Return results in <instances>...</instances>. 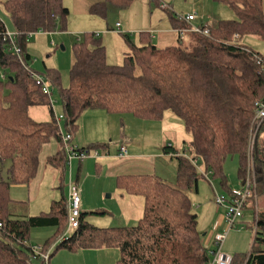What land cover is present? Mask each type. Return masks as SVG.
Segmentation results:
<instances>
[{"label": "trees", "instance_id": "16d2710c", "mask_svg": "<svg viewBox=\"0 0 264 264\" xmlns=\"http://www.w3.org/2000/svg\"><path fill=\"white\" fill-rule=\"evenodd\" d=\"M134 1L105 0L91 13L106 17L108 6L128 9ZM212 1L230 7L237 19L215 24L208 37L187 34L176 44L159 48L150 34H143L140 46L124 35L130 52L123 65L115 66L108 64L102 41L88 34L74 45L68 89H62L59 72L51 69L46 75L60 88L63 122L73 136L88 111L129 114L147 121H160L171 111L192 135L188 148L192 159L201 160L230 195L225 163L229 157L239 158L238 179L243 184L252 148L250 171L258 197L264 198V122L254 121V104L264 99V77L255 62L260 55L239 43L249 36L264 41L263 0ZM4 7L17 37L14 43L5 41L8 31L0 22V163L9 164L8 180L0 178V264H34L31 231L42 228L57 230L43 246L47 250L56 243L51 257L58 251L116 249L121 256L117 264H207L206 234L198 230V215L187 195L192 190L198 193L201 175L188 157L171 146L163 153L178 161L176 185L151 174L117 179L119 189L144 197V216L133 227L97 228L86 220L88 213H82L77 230L57 242L68 222L66 195L53 201L48 213L36 217L27 215V203L11 198L13 185L29 186L37 178L40 155L52 139L60 150L48 157L47 165L60 173L59 191L64 190L68 160L49 98L33 79L36 72L28 42L37 33L65 30L70 12L63 0H4ZM169 18L174 30L188 27L172 13ZM35 106L49 107V122L31 118L29 110ZM250 202L246 212L255 220ZM259 209L251 252L233 257L232 264H264V207Z\"/></svg>", "mask_w": 264, "mask_h": 264}, {"label": "rangeland", "instance_id": "374dc122", "mask_svg": "<svg viewBox=\"0 0 264 264\" xmlns=\"http://www.w3.org/2000/svg\"><path fill=\"white\" fill-rule=\"evenodd\" d=\"M98 3H105V0H63L64 6L70 12L65 30L59 27L56 33H37L29 38L28 52L32 58L31 67L36 73L47 76L48 70H55L61 76L62 89H68L70 72L75 63L74 45L84 40L88 34H94L102 41L107 52L108 64L119 66L123 65L125 54L130 52L124 35L129 36L134 45L140 46L143 34H150L151 39L155 38L152 41L153 44L162 46V36L172 32L169 13L177 17L195 14L198 19L197 25L218 24L222 21L237 19V15L230 7L217 4L212 0H135L128 9L108 6L106 17L91 13L92 7ZM162 5L168 6L170 11L162 9ZM0 22L5 25L9 33L15 32L10 15L5 10L4 0H0ZM117 24L120 25V30L117 29ZM239 43L264 58V41L249 36L241 39ZM59 89L52 85L55 117L63 115ZM29 115L38 123H47L51 119L48 106H35L29 110ZM110 117L112 119H107ZM107 120L113 121H109L108 124ZM80 123L83 128L79 135L80 142L77 140L78 135L76 134L75 138L73 137V145L80 149L83 147L87 149L102 144L97 149L100 157L90 158L84 163L74 159L71 169L68 168L66 174L64 190L60 192L55 179L59 175L56 170L47 165L48 157L56 154L60 149L58 142L52 139L40 155L37 178L29 186L13 185L10 190V196L14 201L27 203L29 217L48 213L53 201L60 200L63 195L68 197V186L71 180L78 184V175L80 178L83 175L81 169L90 163L89 170L84 171L83 175V178L85 174L86 176L90 175L87 182L88 193L85 187L84 195L86 198L88 196L90 198V193H92L93 203L97 208L87 214L86 220L97 228L136 226L144 216V197L128 194L119 189L118 177L125 176L124 173L132 176L151 174L171 185H176L178 161L165 156L164 147L174 146L181 150V154L192 158L188 151L192 135L186 131L183 120L171 111L166 112L160 121L141 120L129 114L100 118L95 113H88L82 116ZM61 126L64 133H67L63 121ZM104 128L108 129V132L106 131V134L103 135V141L99 142L101 144L95 143L93 137L96 134L93 130L100 131ZM127 137L133 140L132 148L138 154L134 156L130 145H126L129 149L130 160L121 161L123 159L118 158L119 146L124 144ZM261 137L263 139L264 133ZM117 144L119 146H116ZM106 159L104 165L103 162ZM81 164H83L82 167ZM8 167V163H0V178L4 181L8 180ZM238 167L239 158L237 156L229 157L224 166L231 193L242 187L238 179ZM197 170L201 175L198 184L199 192L196 193L192 190L188 191L187 195L199 218L198 230L202 234H206L204 243L206 248L211 250L210 236L222 234L227 229L226 224H218L226 210L216 204V199H224L228 203L230 194L222 188L219 180L214 179L206 171L201 160L198 161ZM81 190L83 192V186ZM122 196H128L127 204L122 201ZM250 203L258 216L259 207H264V198H259L256 192ZM92 213H103L104 215ZM254 224V217L247 213V216L229 232L222 249L223 253L231 257L248 255L255 237ZM67 230L68 222L64 233ZM56 232L57 230L54 228L33 229L30 245L43 247L46 241L55 236ZM72 233L73 231H70L68 235H72ZM54 251L55 248L51 253L53 254ZM120 257V252L116 249L58 251L51 257L50 264H117ZM34 264H40V262Z\"/></svg>", "mask_w": 264, "mask_h": 264}, {"label": "built area", "instance_id": "2783aa9c", "mask_svg": "<svg viewBox=\"0 0 264 264\" xmlns=\"http://www.w3.org/2000/svg\"><path fill=\"white\" fill-rule=\"evenodd\" d=\"M154 1V0H152ZM162 9L169 10L170 8L166 5H162ZM180 20L185 22L188 27L184 29L175 30L178 35V38L183 40L187 34H198L205 37L210 36L211 32L215 28V24L208 23L203 25L195 24L196 15L190 14L185 17H178ZM118 28L120 25H117ZM17 35L7 33L5 36V41L14 43ZM15 52L20 56V51L15 49ZM255 62L258 69V73L264 77V58L261 56H255ZM33 79L37 85L42 90V93L49 98L51 107L53 108L52 102V81L47 76H42L37 73L32 74ZM56 120L59 125V131L62 138V150L67 156V170L71 169V164L74 159H78L80 162H83L89 158H99L100 154L97 149H80L77 146L73 145V135L70 133H64L61 126V122L64 120L63 115L56 117ZM254 121L257 124H262L264 122V99L258 100L254 104ZM256 139L252 141V147L255 145ZM252 148L249 156V165H248V176L246 181L241 184L242 187L240 190H235L230 195V201L227 203L224 199H216V204L220 207L225 208V214L223 216V221L227 225V229L222 234H212L209 240V246H212L211 250L208 251L209 261L207 264H232L233 257L223 253V246L227 239L229 232L236 227L239 221L243 220L247 208L248 201L254 197L257 192V185L255 180L251 175L252 167ZM129 155L128 148L126 145L119 146L118 158L124 159ZM192 163L197 167L198 160L189 158ZM69 196H68V230L57 240V242H62L67 239L68 232L77 230L80 225V217L82 214V199H81V189L78 184L73 183L72 180L68 186ZM257 220L255 218V224L253 231L255 235L257 234ZM1 228V226H0ZM70 234V233H69ZM56 243L53 244L49 249L44 250L43 247H33V260L34 262H40L41 264H50L51 252L55 248Z\"/></svg>", "mask_w": 264, "mask_h": 264}, {"label": "crops", "instance_id": "0c3cea01", "mask_svg": "<svg viewBox=\"0 0 264 264\" xmlns=\"http://www.w3.org/2000/svg\"><path fill=\"white\" fill-rule=\"evenodd\" d=\"M197 20L198 19H196V21H195V24L197 23ZM117 25H119V24H117ZM120 28L121 27H119L118 28V26H117V29L118 30H120ZM164 37V38H163ZM178 35H177V33L175 32V30L174 29H172V32L171 33H166V36H162V39H161V41L163 42H161V44H162V46H157V47H159V48H165V47H168V46H170V45H174V44H176L177 42H178ZM152 41L153 40H155V38H153V39H151ZM88 113H95V114H97V115H99L100 116V118H102V117H108V116H110V114L108 115L107 113H105L104 111H88V112H86L85 114H84V116L86 115V114H88ZM104 114V116H102L103 114ZM107 119H112L111 117L110 118H107ZM106 121V120H105ZM108 122V124H109V121H113V120H107ZM81 123H80V121H79V127H78V132L76 133L77 135H78V137H77V140H79V135H80V133H81V131L83 130V128H82V126L80 125ZM101 127V126H100ZM108 132V129H106V128H104L103 130H100V131H94L93 130V132L96 134V136H94L93 137V139H94V141H95V143H97V144H101V143H99V142H102L103 141V135H105L106 133L105 132ZM99 133V134H98ZM75 134V135H76ZM75 135H74V138H75ZM94 135V134H93ZM79 142H80V140H79ZM92 143H94V142H92ZM80 144V143H79ZM78 144V145H79ZM85 144V143H84ZM133 144H134V142H133V140L131 139V138H125V142H124V145H130V150L133 152V155L134 156H136V154H138V153H136L135 152V150L132 148L133 147ZM79 146H83V145H79ZM100 146H102V144L100 145ZM116 146H119V144H117ZM171 147H173V148H175V149H177L179 152H181V150H179L178 148H176V147H174V146H171ZM60 148V147H59ZM128 148V147H127ZM81 149H85V147H83V148H81ZM60 150V149H59ZM128 152H129V149H128ZM100 157V156H99ZM169 157V156H168ZM90 159V158H89ZM89 159H87V160H89ZM87 160H85V161H87ZM126 160H130V155H128V157L127 158H124L123 160H121V161H126ZM85 161H83L82 163H84ZM106 161H107V159L106 160H104V165H105V163H106ZM127 162H130V161H127ZM83 166V164H81V167ZM89 167H90V163H87L86 165H85V167L83 166V168L81 169L82 170V174L84 175V171H87V170H89ZM80 170V171H81ZM56 173H58V175H59V177L58 178H55L56 179V183H57V187H58V190H59V187L61 186L60 185V183H61V175H60V173L59 172H57L56 171ZM83 175H82V177L80 178V176L78 175V177H77V182H78V184H79V187H80V189H81V187L83 186V192H82V190H81V199H82V213H89V212H92V210H94V208H97V206L96 205H94V203H93V201H94V197H93V194L92 193H90V198H89V196H88V198H86L85 197V193H86V191H87V193H88V189H87V182H88V178H90V175H87L86 176V174H85V177L83 178ZM124 175L125 176H127V175H131V174H127V173H124ZM146 175V174H145ZM66 181V180H65ZM240 182V181H239ZM85 187H86V191H85ZM61 192V191H60ZM198 192H199V189H198ZM68 198V197H67ZM127 199H128V196H122V201L124 202V203H126L127 204ZM127 207V206H126ZM202 216V215H201ZM245 216H247V212H245ZM244 216V217H245ZM198 221H199V218H198ZM213 222V221H212ZM212 224V223H211ZM218 224L219 225H223V224H225L224 223V221H223V217H222V219L220 218L219 219V221H218Z\"/></svg>", "mask_w": 264, "mask_h": 264}]
</instances>
